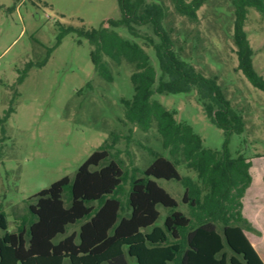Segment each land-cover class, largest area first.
Segmentation results:
<instances>
[{"label": "trees", "instance_id": "obj_1", "mask_svg": "<svg viewBox=\"0 0 264 264\" xmlns=\"http://www.w3.org/2000/svg\"><path fill=\"white\" fill-rule=\"evenodd\" d=\"M208 1L117 0V19L97 29L69 28L58 36L57 45L68 32L86 39L94 70L105 81L112 76L104 58L115 65L125 61L131 66L133 95L121 100L125 120L141 132L155 124L170 159L148 149L153 162L141 172L136 170L140 176L131 178L124 195L125 171L119 162L107 161L112 145L106 142L80 165L72 179L64 177L36 194L35 203L28 207L30 220L15 233L7 232L6 216L0 212L4 232L0 264H264L245 235L252 227L242 215V199L252 181L251 164L241 150L233 157L228 149L229 138L244 133V119L226 99L217 78L203 75L182 55L183 47H177L168 21L166 2L177 16L193 24ZM227 2L232 9L236 69L264 93V78L253 67V51L244 30L250 9L264 18V0ZM146 48L152 49L157 70L150 64ZM191 92L208 121L222 130L221 149L204 148L189 124L177 122L175 111L153 99L154 95ZM7 118L8 114L0 124ZM178 165L194 172L195 179L182 177ZM158 180L182 186L181 203L187 214L177 210L178 202ZM159 206L168 210L162 227L154 226L160 217ZM68 226H78V230L68 234Z\"/></svg>", "mask_w": 264, "mask_h": 264}, {"label": "rangeland", "instance_id": "obj_2", "mask_svg": "<svg viewBox=\"0 0 264 264\" xmlns=\"http://www.w3.org/2000/svg\"><path fill=\"white\" fill-rule=\"evenodd\" d=\"M166 4L182 55L203 75L217 78L226 99L244 119V133L232 135L228 149L233 157L241 150L251 164L252 181L243 206L252 231L246 235L264 263V93L236 69L232 9L227 0H209L193 24ZM118 17L117 0H0V119L8 114L0 124V212L6 216L7 232L27 225L28 207L37 193L64 177L72 179L106 142L112 145L107 161L119 162L125 171L124 195L131 178L140 176L136 170L141 172L153 162L148 149L170 159L155 124L141 132L125 120L121 100L133 95L131 66L104 58L112 76L105 81L94 70L86 39L68 32L57 45L64 30L97 29ZM244 30L253 51V67L264 78V18L250 9ZM119 33L129 38L123 30ZM145 51L157 70L152 49ZM29 64L22 83L17 84ZM153 99L175 111L177 122L189 124L204 148L221 149L224 134L208 121L195 92L154 95ZM176 168L182 177L195 179L184 165ZM157 183L178 202L177 210L187 214L181 203L182 186L175 181ZM158 211L154 226L162 227L168 210L159 206ZM77 230L78 226L67 227L68 234ZM3 233L0 230V236Z\"/></svg>", "mask_w": 264, "mask_h": 264}, {"label": "crops", "instance_id": "obj_3", "mask_svg": "<svg viewBox=\"0 0 264 264\" xmlns=\"http://www.w3.org/2000/svg\"><path fill=\"white\" fill-rule=\"evenodd\" d=\"M249 189V188H248ZM247 189V190H248ZM247 192V191H246ZM246 194V193H245ZM244 197H245V195H244ZM243 197V198H244ZM245 212H244V206H243V199H242V215H243V217L245 218V214H244ZM246 219V218H245ZM247 220V219H246ZM245 235H246V232H245ZM246 237H247V235H246ZM248 238V237H247ZM249 240V239H248Z\"/></svg>", "mask_w": 264, "mask_h": 264}]
</instances>
